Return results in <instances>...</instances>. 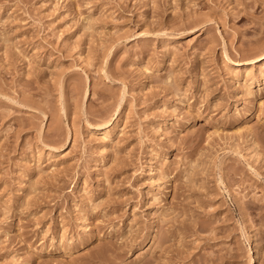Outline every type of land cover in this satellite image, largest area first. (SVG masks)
I'll list each match as a JSON object with an SVG mask.
<instances>
[{
	"label": "rangeland",
	"instance_id": "374dc122",
	"mask_svg": "<svg viewBox=\"0 0 264 264\" xmlns=\"http://www.w3.org/2000/svg\"><path fill=\"white\" fill-rule=\"evenodd\" d=\"M263 54L264 0H0V264H264Z\"/></svg>",
	"mask_w": 264,
	"mask_h": 264
},
{
	"label": "bare ground",
	"instance_id": "6f19581e",
	"mask_svg": "<svg viewBox=\"0 0 264 264\" xmlns=\"http://www.w3.org/2000/svg\"><path fill=\"white\" fill-rule=\"evenodd\" d=\"M262 60H264V54L261 55L260 57L256 58V59H254V60H252V61H249V62H246V63L249 65V64H251L253 61H262ZM235 64H236V65H241V62H236ZM244 74H245V73H244ZM104 130H105V129H104Z\"/></svg>",
	"mask_w": 264,
	"mask_h": 264
}]
</instances>
